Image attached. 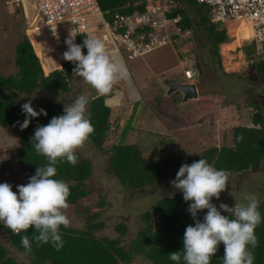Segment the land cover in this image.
Returning <instances> with one entry per match:
<instances>
[{
	"label": "rangeland",
	"instance_id": "1",
	"mask_svg": "<svg viewBox=\"0 0 264 264\" xmlns=\"http://www.w3.org/2000/svg\"><path fill=\"white\" fill-rule=\"evenodd\" d=\"M185 4L187 5V3ZM189 6L186 8L192 14V29L181 31V38L176 37L172 44H168L164 48L161 47L164 49L165 55L163 54L161 61L157 62L159 65L156 64L155 66L162 67L167 63L176 64L177 55L183 58L182 52H186L185 56L189 60L185 67L191 68L195 78L198 77L204 83L200 91L201 98L181 102L182 97L178 96L177 91L166 94V90L160 86L155 87L154 90L153 86L142 88L136 84L138 79L134 78H132L133 85H135L137 92L135 90L133 94L129 84L124 82L123 85L122 81L115 85L112 93L105 99L106 105L110 107L108 117L110 128L107 132L108 136L103 141V148L96 147L88 139L76 152L80 159L90 161L92 169L84 186L89 193L81 197L76 204H69V208L66 210V215L71 222L69 227L82 228L88 216L98 213L93 221L102 220L105 225L103 229L97 231V235H106L111 238L119 236L122 244L128 245L142 227L144 219L141 214L144 211L149 210L158 198L182 193L171 184L182 164H186L189 158L203 154L211 147L219 148L231 144L232 135H215L216 133L220 134L225 130L229 132L230 128L239 123L252 122L253 113L263 118L259 124L264 125V101L259 108L251 106L252 102L257 104L260 102L257 97L252 98L247 93V85L250 83L245 79L248 78L250 82L253 81L246 69L244 70L245 64L243 62L244 56L252 50L253 44H247V40H244L242 41L244 45L229 51V54L234 56L241 53L243 57H234V61L240 62L239 66L234 68L231 66L229 70H225L221 64L222 59L219 62L212 50L204 25L198 24V15ZM31 9L32 4L27 11L22 13L16 4L0 0V73L4 76L14 74L18 70V67L14 65V48L23 35L27 36L33 43L38 56L45 63L60 62L62 66L63 62L66 61L63 59L65 52L62 46L63 40L59 39L58 33L53 29L54 27H46L39 20L35 21L36 18L33 17ZM226 24L229 25V23ZM88 30L91 31L90 35L96 36L95 28L90 27ZM226 33L230 42L233 35L229 26ZM180 39L183 41L180 42ZM173 46H176L178 53ZM217 47L221 48V44L219 43ZM161 48L150 52L149 55L157 59L153 56L162 50ZM84 54H87L86 48ZM146 54L131 58L130 61L140 62ZM117 55L120 57L121 53L119 52ZM141 56L142 58H139ZM193 62L195 65L198 64L201 73L193 65ZM126 63H129L128 60L125 61ZM61 66L46 72L43 70V74L47 75L54 70H59ZM127 67L129 69V65ZM182 68L184 66L177 65L172 70L161 74L160 77L165 76L178 81V77H180L181 80H186L182 75ZM252 87L254 92L264 95V82ZM92 90L94 89L82 77L73 73L72 68L69 91H47L36 87L30 93H19L15 96L18 100L22 99L27 102L31 100L34 107L45 101H53L64 108L71 105L80 95H86L89 101L99 96L96 91L92 93ZM4 93L7 94V92ZM179 97L180 101H178ZM136 100L141 103L139 106L135 104ZM145 104L148 109L144 106ZM228 106L232 107L229 108ZM233 111H237L238 116L231 115ZM157 112L161 113V115H155L156 117L161 116L163 127L161 124L159 127L154 125L153 117L154 113ZM221 113H224L226 117V125H223L225 127L222 128V125L216 124L215 121L206 123L207 117L209 118L210 115L217 116ZM164 114L177 119L181 124L186 122L187 128L180 131L179 128L170 126ZM125 127L126 135L120 141L121 132ZM245 128L259 129L260 127L247 126ZM118 143L133 145L139 155L147 159L170 158L171 164L165 167L167 174L164 178L150 184L147 183L139 189H132L128 183H122L109 163L114 151L112 146ZM19 144L18 129L15 126L0 125V183L11 184L14 192L17 191L18 185L28 183L24 172L14 158ZM215 159L216 156L211 158L209 162L212 166H214L213 161ZM226 173L229 177V183L225 190L220 193L219 199L215 198V203L218 206L223 203L233 207L236 203H245L246 198L255 196L259 201L260 209L264 203V161L261 160L255 166L239 173ZM100 200L104 202L102 206L98 204ZM119 222H124L127 225V231L123 236L115 229ZM0 244L6 249L7 256L14 259L15 264H33L26 253L11 245L1 222ZM125 264H151V262L138 255L130 263Z\"/></svg>",
	"mask_w": 264,
	"mask_h": 264
},
{
	"label": "trees",
	"instance_id": "2",
	"mask_svg": "<svg viewBox=\"0 0 264 264\" xmlns=\"http://www.w3.org/2000/svg\"><path fill=\"white\" fill-rule=\"evenodd\" d=\"M100 9L107 14L115 12L131 13L133 11H143L145 0H96ZM198 15V24H203L207 32L212 50L214 51L218 61L220 62V54L217 45L221 42H228L229 37L224 28L219 23L210 21V17L206 11L194 3V0H186ZM23 13L20 6H17ZM182 15V19L178 23L181 31L191 29L193 27V18L189 13L180 8L172 9L169 16L176 14ZM105 15V16H106ZM57 32L60 28H54ZM77 27H69L64 29L61 34L58 33L59 39L63 40V49L67 50L65 44L68 38L69 30ZM88 29V28H87ZM87 37L85 33H79L75 38V43L82 44ZM179 37V36H176ZM14 65L18 70L14 74L4 76L0 73V125L15 126L18 129L19 146L16 149L15 160L19 164L21 170L26 176L27 182L29 178L35 175L37 167L47 165L48 160L45 156L38 154L34 149V136L37 126L48 124L54 116L63 114V107L53 101H45L34 107L39 112L43 108L47 115H39L36 118H30L27 128L22 129L21 124L25 120L26 114L22 112L21 106L27 101L17 99L16 94L30 93L36 87L47 91H69V80L72 76V68L75 67L73 62H63L61 69L54 70L44 75L43 70L49 71L53 68L60 67V62L45 63L35 50L33 43L25 35L15 45ZM83 53L85 48L82 49ZM64 61V60H63ZM263 66L259 65L257 71L263 70ZM4 92H7L5 94ZM95 90H92L94 93ZM108 96H96L89 101L88 112H90V120L94 127L93 134L90 135V141L98 148H103V141L108 136L107 132L110 128L109 113L110 107L106 105L105 99ZM135 104H138L135 102ZM253 123H261L263 118L256 115ZM228 131L222 132V135L232 134L230 145L220 146L219 148L211 147L203 154H197L187 160L186 164L198 161L200 158L210 162L211 158L216 156L213 161L217 170L225 172H242L248 170L251 166H255L261 160L264 161V125L259 129L232 127L229 134ZM242 134L243 142L237 143L235 137ZM126 135V127L122 130L120 141ZM114 150L109 159L110 166L118 176L122 183H128L130 188L139 189L145 184L164 178L167 174L165 167L171 164V159L151 160L141 157L137 149L133 145H122L118 143L112 146ZM73 166L66 160L56 165L57 175L54 179L64 180L69 184L70 196L69 204H76L78 200L87 195L89 192L84 188L86 181L91 174V163L88 159H80ZM172 171V170H171ZM191 201L185 202L183 193L173 196H163L158 198L147 211L141 214L144 219L142 227L136 232V235L130 240L128 245L122 244L119 236L111 238L106 235H97V231L103 229L105 223L102 220H94L98 213L92 214L85 219L84 227L60 228V233L64 241V246L57 251L51 243L37 244L34 236L38 233L30 228L26 232L19 234L12 232L4 227L12 246L16 247L28 255L33 264H125L130 263L135 256L141 255L151 264H177V262L169 259V253L173 251H182L183 237L185 228L188 225H194L191 214L187 211ZM215 203V197L212 198ZM99 206L104 202L99 201ZM262 217L260 225L256 228V236L258 245L253 250L255 260L254 264H264V203L259 209ZM207 210H201L197 213V218L203 222V217ZM222 215H228L221 210ZM231 216V214L229 213ZM156 216V217H154ZM157 218V219H155ZM115 229L123 236L127 231V225L124 222L116 224ZM27 235L32 243V251L26 252L21 244V237ZM0 264H15L12 257L7 256V251L0 244ZM179 264H184L181 260ZM211 264H223V244L218 246V251L212 258Z\"/></svg>",
	"mask_w": 264,
	"mask_h": 264
},
{
	"label": "clouds",
	"instance_id": "3",
	"mask_svg": "<svg viewBox=\"0 0 264 264\" xmlns=\"http://www.w3.org/2000/svg\"><path fill=\"white\" fill-rule=\"evenodd\" d=\"M78 34L75 29L69 30L65 40L67 50L63 53L64 60L74 63L75 75L82 77L100 96H109L114 86L122 81L132 84L127 65L109 50L105 40L89 35L82 44H77L74 41ZM83 48L87 49V54L83 53ZM247 74L253 80L252 86L258 84L257 80L261 79L258 73L250 71ZM193 75L192 70L185 76L190 79ZM31 104L29 100L21 106L26 114L22 129L28 127L30 118L47 115L43 108L37 112ZM88 105V97L80 95L64 107L62 115L52 117L46 125L37 126L31 140L35 142V151L45 156L48 163L37 167L26 185H18L14 192L11 184L0 183V222L16 234L33 228L38 233L33 238L38 245L51 243L57 251L64 246L60 228H67L71 223L66 215L71 193L68 183L53 177L57 175L56 165L61 161L66 160L73 166L78 163L77 150L94 132ZM235 140L240 143L244 137L240 134ZM228 183L227 173L217 170L206 159L180 166L171 184L183 193L185 202L191 201L187 211L194 225L185 228L182 251L169 253L171 261L211 264L222 243L223 264H254L253 250L258 245L255 230L262 221L259 201L250 196L245 203H236L233 207L221 203L218 210L212 198L219 199ZM205 209L207 212L201 222L197 213ZM221 210L228 215H222ZM21 244L26 252L32 251L27 235L21 237Z\"/></svg>",
	"mask_w": 264,
	"mask_h": 264
},
{
	"label": "built area",
	"instance_id": "4",
	"mask_svg": "<svg viewBox=\"0 0 264 264\" xmlns=\"http://www.w3.org/2000/svg\"><path fill=\"white\" fill-rule=\"evenodd\" d=\"M5 2L20 6L23 12L32 4L31 11L35 21L39 20L46 27L60 28L57 32L60 34L64 29L77 27L79 33L89 36L91 31L87 28L93 27L96 36L105 40L110 51L116 55L120 52V58L128 60L173 43L176 36L181 38L178 23L182 15L169 14L176 8L189 13L186 0H145L143 11L115 12L107 15L100 9L96 0ZM194 3L206 11L210 20L219 23L225 31L229 25L237 27L241 32V45H244V40H247V44H253L252 50L244 56V67L247 72L258 73L264 80V68L260 72L257 71L259 65L264 67V0H194ZM96 14L97 17L94 16ZM189 15L192 16L190 13ZM191 72L192 69L187 68L184 74L189 76Z\"/></svg>",
	"mask_w": 264,
	"mask_h": 264
},
{
	"label": "crops",
	"instance_id": "5",
	"mask_svg": "<svg viewBox=\"0 0 264 264\" xmlns=\"http://www.w3.org/2000/svg\"><path fill=\"white\" fill-rule=\"evenodd\" d=\"M230 26V25H229ZM229 29H230V27H229ZM231 36V35H230ZM233 37L231 36V39H232ZM183 41V39L181 40L180 39V42H182ZM223 43H226V42H221L220 44H223ZM172 44V43H171ZM241 45V44H240ZM239 45V46H240ZM176 47V46H175ZM174 46H173V48H174V50L178 53V50H177V48H175ZM164 48V47H163ZM184 48H185V45H184ZM159 49V48H158ZM157 49V50H158ZM162 49V48H161ZM163 50L164 49H162V50H160V51H158V53H156L155 54V56H153V57H156L157 59H154V58H152L149 54H151L150 52L148 53V54H146V55H144L143 56V58H142V56L141 57H139V58H142L141 60H140V62L138 63V62H133V61H130V59L128 60V59H125V58H120L118 55V57H119V59H121L124 63H125V61L126 60H128V62L129 63H126V65H129V71H130V73H131V77L132 78H134V79H138V81L136 82V84H138V86L139 87H142V88H146V87H148V86H153V90H154V88L155 87H163L164 88V90H167V87H166V85L162 82V79L163 78H167V79H169L168 77H165V76H161L160 77V75L161 74H164V73H166V72H168L169 70H172L174 67H176L177 65L178 66H181V67H183L184 66V68H182V75L186 78V80H181L180 79V77H178L179 78V81H188V82H195V84H196V86H197V90H198V92H199V96H198V98H197V100L199 99V98H201L200 97V91H201V87L204 85V83L203 82H201L200 81V79L198 78V77H196L195 78V74L193 75V77L192 78H190V79H188L185 75H184V71L188 68V67H185V65H187V63H188V60H189V58L187 59V57L185 56V54H186V52L185 53H183L182 52V55H183V58H181L180 56H178L177 55V57H178V61H177V63L176 64H172V65H170L169 63H167L166 65H164V66H162V67H156L155 65L156 64H158L160 61H161V59L163 58ZM152 52V51H151ZM218 52H219V54H220V59H222V65H223V56H222V53H221V48L220 47H218ZM165 55V54H164ZM180 57V58H179ZM166 59H168L167 57H165ZM158 62V63H157ZM159 65V64H158ZM224 66V65H223ZM199 67V66H198ZM225 68V67H224ZM245 68V67H244ZM226 70V69H225ZM238 72V71H237ZM159 79H160V83H159ZM245 79H247L248 81H249V85H247V87H248V90H247V93L249 92V90L250 89H252V91H253V87L251 86V82H250V80L248 79V78H245ZM170 80H173V79H170ZM174 81H178V80H174ZM139 82H140V84H139ZM126 83V82H125ZM143 83V84H142ZM127 84V83H126ZM123 85H124V82H123ZM121 86V85H120ZM131 86V89H130V91L132 92V94H133V92L136 90V88H135V85H133V80H132V84L130 85ZM149 88V87H148ZM136 92H137V90H136ZM156 93V92H155ZM130 94V93H129ZM157 94H158V92H157ZM177 94H178V96H180V97H182V94L180 93V92H177ZM203 95V94H202ZM180 97H179V100L178 101H180ZM160 98V97H159ZM127 100H129V99H127ZM189 100H196V99H189ZM188 101V100H187ZM136 102L138 103V101L136 100ZM181 102H184L183 101V99L181 100ZM141 103H138V106L140 105ZM145 107H146V104L144 105ZM251 106H254V107H257V108H259V104H257V103H255V102H252V104H251ZM229 108H231L232 106H228ZM260 107H261V105H260ZM147 108V107H146ZM148 109V108H147ZM151 111V110H150ZM155 114H157V115H161V113H154V117H153V122H154V125L155 126H158L159 127V124H161V126L163 127V125H162V121H161V116H157L156 117V115ZM238 114L239 113H237V111H233L232 113H231V115H235V116H238ZM256 114V113H255ZM254 113L252 114V118L254 119V117L256 116ZM165 115V114H164ZM221 115V116H220ZM165 118H167L168 119V121H169V124H170V126H175V128H179V130L180 131H184L186 128H187V124H186V122H185V120H184V122L185 123H183V124H181L177 119H175V118H173V117H170V116H168V115H165ZM219 119V120H218ZM181 121H183V120H181ZM206 123H208V122H213V121H215L216 122V124H220V125H222V128L223 127H225V126H223V125H226V117H225V115H224V113H221V114H218L217 116H214V115H210L209 116V118L207 117V119H206ZM239 121H241V120H239ZM203 123H204V121H203ZM247 126H254V127H260V124L258 123H253V121L252 122H249V123H239L237 126H234V127H247ZM176 131V130H175ZM222 133H220V134H215V135H221ZM225 134H229V132H225ZM230 135H232V134H230Z\"/></svg>",
	"mask_w": 264,
	"mask_h": 264
},
{
	"label": "bare ground",
	"instance_id": "6",
	"mask_svg": "<svg viewBox=\"0 0 264 264\" xmlns=\"http://www.w3.org/2000/svg\"><path fill=\"white\" fill-rule=\"evenodd\" d=\"M95 17L98 16V14L94 15ZM56 27V26H55ZM54 27V28H55ZM53 28V29H54ZM55 30V29H54ZM56 31V30H55ZM57 32V31H56ZM230 32L233 35V39L229 42L223 43L221 44V53L223 56V65L225 67L226 70H229V68L232 66L233 68L236 66H239L240 62H236L233 60L234 57H238V58H242L243 56L241 55V53H238L237 55H232L229 54V51H233L235 50L236 47H238L240 45L241 39L242 37L240 36V31L237 29V27H230ZM245 36L247 35V33L245 32L244 34ZM234 62H233V61ZM240 61V60H239ZM242 64V63H241Z\"/></svg>",
	"mask_w": 264,
	"mask_h": 264
},
{
	"label": "water",
	"instance_id": "7",
	"mask_svg": "<svg viewBox=\"0 0 264 264\" xmlns=\"http://www.w3.org/2000/svg\"><path fill=\"white\" fill-rule=\"evenodd\" d=\"M196 67L198 68V64H196ZM162 82L167 87L166 94H170L175 91L180 92L182 94L183 101L197 99L199 96L195 82L174 81L167 78H163Z\"/></svg>",
	"mask_w": 264,
	"mask_h": 264
},
{
	"label": "flooded vegetation",
	"instance_id": "8",
	"mask_svg": "<svg viewBox=\"0 0 264 264\" xmlns=\"http://www.w3.org/2000/svg\"><path fill=\"white\" fill-rule=\"evenodd\" d=\"M191 29H192V28H191ZM189 30H190V29H189ZM209 43H210V41H209ZM199 68H200V67H199ZM198 71H199V73H201L200 69H199ZM255 82H256V81H255ZM257 83H258V84H256V85L261 84V83H262V82H261V79H258V80H257ZM256 85H254V86H256ZM248 93L250 94V96H251L252 98H255V97L258 98V101L260 102V103H259V106L263 104L262 101H264V95H263L262 93L254 92V91H252V90H249Z\"/></svg>",
	"mask_w": 264,
	"mask_h": 264
}]
</instances>
